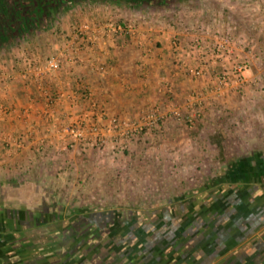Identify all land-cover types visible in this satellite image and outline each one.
Returning <instances> with one entry per match:
<instances>
[{"label":"crops","instance_id":"crops-1","mask_svg":"<svg viewBox=\"0 0 264 264\" xmlns=\"http://www.w3.org/2000/svg\"><path fill=\"white\" fill-rule=\"evenodd\" d=\"M227 1L230 18L264 20V0ZM39 34L34 29L22 37ZM164 34L152 46L144 32L125 39L91 30V47L73 48L81 63L66 62L43 81L60 100L52 110L31 98L44 99L40 82L31 81L37 86L30 91L28 81L13 77L11 54L5 56L0 73L3 67L10 73L4 71L0 104L18 112L0 110V264H264V173L251 166L237 175L248 156L216 176L197 167L190 173L195 159L187 143L171 140L183 131L181 124H167L174 121L150 130L148 141L133 137L125 146L132 156L111 155L112 147L124 149L117 142L89 158L62 150L57 119L83 115L73 102L81 99L79 85L92 91L107 116L135 117L148 103L165 107L168 88L176 99L183 82L174 77L170 34ZM60 42L53 40L52 49H63ZM50 117L53 123L46 124Z\"/></svg>","mask_w":264,"mask_h":264},{"label":"rangeland","instance_id":"rangeland-1","mask_svg":"<svg viewBox=\"0 0 264 264\" xmlns=\"http://www.w3.org/2000/svg\"><path fill=\"white\" fill-rule=\"evenodd\" d=\"M2 1L4 4L0 5V9L2 6L9 4L7 7L9 16L16 14L15 12L18 10L19 4L14 8L11 5L12 0H0V3H2ZM229 6L227 0H192L190 2L186 1L185 3H179L178 0H174V3L167 8L149 6L143 8H129L113 2L75 1L67 3L56 6L53 11L48 13V20L45 24L35 28L40 31L39 35H26L20 37L19 40L11 43L8 49L4 48V50H1L0 65L6 60L5 56L10 53L13 57L15 66L17 65L16 70L14 68L12 72L13 77L16 76L24 80L22 74L27 69L28 63L41 66L51 56L59 55L67 46L82 48L84 44H88L85 32L86 26L88 27V31H91L114 29L118 25L125 26L132 24L137 28L138 33L139 31L145 33V39L151 42L152 46H156L159 43L160 36L165 32L166 36L170 34L171 38H177L182 44V47L186 49L189 47L194 37L196 35H202L203 30L206 28L211 29L213 32H219L223 36H228L231 39V43L234 45V58L238 61H248L247 79L249 80V84L240 93H232L223 97L209 96L204 101L205 112L201 117L197 118L195 126L182 124L181 129L183 131L178 133L179 137L176 136V133L170 136L171 140L184 141L187 143V154L190 158L192 157L195 159L194 164L187 165L190 173L197 167L204 172L203 174L205 176H216L218 171H225L229 162L256 153H264V20L262 22H257L250 19H232L230 18L231 10ZM240 7L243 8L242 5ZM31 8L33 9V7ZM32 12L35 13V10L33 9ZM15 22L16 25L14 26V30H17L19 27L17 25L20 24L19 21ZM149 33L153 34L150 35ZM113 34L115 35L114 31ZM126 36L127 38L125 39H129V35ZM53 40L54 43L64 41V48L53 50L51 46ZM38 43L42 44L44 49L40 45H37ZM87 46L88 48L91 47L90 44ZM170 51L171 63H173L174 66V77L178 78L180 82H183V87H179L176 91V99H173L172 96L168 97V94H166L168 99L167 104L178 103L183 105L189 94L199 92L203 83H207L210 79L204 78L197 80L183 73H179L175 68V59L177 57L179 59L181 53L176 55L172 49H170ZM183 54L186 56L185 53ZM80 63L81 61L77 58L75 64L78 65ZM1 71L0 89L6 85V73L4 71H9L8 73H10V70H5L4 67ZM56 74L57 73H54L52 76H47L42 80L43 90L45 86L49 87L50 85H45L43 81L49 77H54ZM142 76L146 77L144 73ZM24 81H28L29 84L26 88L35 93L37 85L36 83H31V81L36 82L35 78H30L29 76L28 80ZM79 87L77 91L80 95L77 94V96H81V99H74L73 102L82 109L83 115L73 120L69 119L65 121L57 119L59 123H57L56 126L59 127L83 119L87 120L84 117V113L90 109V103L84 95L86 91H90V89L82 85H79ZM87 88L89 90H87ZM48 91L43 93V100L38 95L35 97L34 94H31V98L35 99V101H33L34 103L43 101L46 105V109L52 110L60 105V100L58 97L53 96L52 93L46 96ZM90 93L92 94V91H90ZM92 99L98 104V115L96 118L98 122L103 123V121H101L102 116L105 118L119 117L111 114L107 116L102 113L105 112V110L99 100L95 98L94 94H92ZM149 106L151 105L148 103L141 108L145 109ZM25 117V119L28 118L27 116ZM48 117L49 114H47L45 118ZM51 118L52 117H50L49 120L45 119L46 124L53 123V119ZM31 122L32 124L36 123L37 119ZM167 124L180 126L177 122ZM149 134H154V131H147L139 135L142 138H139L138 143L144 140L148 141L147 137H150ZM125 146L123 150L114 147L110 148L111 155L114 156V154H116L114 152L117 151V153L124 152L123 155L132 156L134 154L133 151H130L129 148ZM100 151H102V149L96 150L91 148L81 151L79 156L85 155L86 153V158H89L91 152H94L92 154L94 155ZM126 151L128 152L126 153ZM183 153L185 154V152ZM141 154L140 156L144 157L147 153L141 152ZM97 167L100 168L99 166ZM96 172H99V170H96Z\"/></svg>","mask_w":264,"mask_h":264},{"label":"built area","instance_id":"built-area-1","mask_svg":"<svg viewBox=\"0 0 264 264\" xmlns=\"http://www.w3.org/2000/svg\"><path fill=\"white\" fill-rule=\"evenodd\" d=\"M85 28L87 39L94 40L88 27ZM108 30L119 35L138 36V30L132 24L118 25L114 29ZM169 43L176 55L181 53L180 58L175 59V68L179 73L197 80L210 79L207 83H203L201 90L189 94L183 105L168 103L163 107L157 103L142 110L133 118H105L102 116L103 123L96 119L98 115L97 102L92 99L90 91H86L84 97L90 103V109L84 113L87 120L83 119L58 127L57 133L62 135L63 151H85L91 148L100 150L105 149L113 142L125 146L133 137L157 128L168 121L195 126L197 118L205 112V99L209 96L223 97L232 93H240L249 84L247 79L248 61H238L234 58V45L228 36L206 28L202 35L194 37L187 49L182 47L177 38L169 37ZM73 48V46L65 48L59 55L51 56L41 66L28 63L22 78L24 80H28L29 76L35 78L37 83L40 82L39 91L44 93L42 88L44 78L58 73L66 62L71 64L77 62V52ZM87 90L89 89L87 88ZM172 90V88H168L167 94H173ZM159 92H164V90L160 89ZM47 95L49 94L47 93ZM0 110L7 114L18 112L16 108L5 109L1 105ZM23 115H28V111H22L20 116ZM16 145L22 146L20 142Z\"/></svg>","mask_w":264,"mask_h":264},{"label":"trees","instance_id":"trees-1","mask_svg":"<svg viewBox=\"0 0 264 264\" xmlns=\"http://www.w3.org/2000/svg\"><path fill=\"white\" fill-rule=\"evenodd\" d=\"M75 1L113 2L129 8H143L146 6L167 8L174 3V0H12L11 5L14 8L19 4L18 10L15 12L16 14L9 16L7 12L9 4L2 6L0 9V45L15 42L17 38L22 37V34L45 24L48 20V13L53 11L56 6ZM186 1L190 2L192 0H178L179 3H185ZM31 7L35 10V13L32 12L33 9ZM15 21H19L20 24L17 25L19 26L17 30H14V26L16 25ZM3 37H5L7 41H5Z\"/></svg>","mask_w":264,"mask_h":264},{"label":"flooded vegetation","instance_id":"flooded-vegetation-1","mask_svg":"<svg viewBox=\"0 0 264 264\" xmlns=\"http://www.w3.org/2000/svg\"><path fill=\"white\" fill-rule=\"evenodd\" d=\"M254 156H255V158H257V161H255V163H254V160L253 159H250L251 156H248V158L245 159V160L241 159V161H239L238 164L240 165L241 169H239V173L237 174L238 176H240V175L241 176L242 175L244 176V174H242V173L244 172L245 167H248L250 169L251 166H254L253 167L254 168L253 169L254 171H257L258 173H262V174L264 173V158H261V156L259 155V153L254 154ZM248 159H250V160H248ZM229 176L231 178L236 177L234 174H232V172H231V174Z\"/></svg>","mask_w":264,"mask_h":264}]
</instances>
